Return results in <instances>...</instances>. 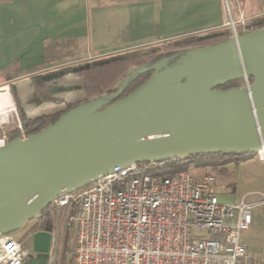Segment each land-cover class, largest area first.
<instances>
[{"label": "water", "instance_id": "water-1", "mask_svg": "<svg viewBox=\"0 0 264 264\" xmlns=\"http://www.w3.org/2000/svg\"><path fill=\"white\" fill-rule=\"evenodd\" d=\"M123 97L82 101L0 147V235L116 165L264 147V27L192 49ZM252 81L220 88L237 78ZM29 264H34L31 259Z\"/></svg>", "mask_w": 264, "mask_h": 264}, {"label": "built area", "instance_id": "built-area-1", "mask_svg": "<svg viewBox=\"0 0 264 264\" xmlns=\"http://www.w3.org/2000/svg\"><path fill=\"white\" fill-rule=\"evenodd\" d=\"M222 3L229 14L228 38L254 30L241 9L234 19L231 0ZM250 83L243 78L242 85ZM8 125L17 136L27 135L16 108L0 102V147L10 139ZM256 152L264 161L261 149ZM184 157L116 165L54 197L50 212L64 213L66 228L75 231L72 264H260L243 233L255 207H262L264 221V197L223 201L214 174L164 171ZM25 257L22 242L10 233L0 235V264H24Z\"/></svg>", "mask_w": 264, "mask_h": 264}, {"label": "crops", "instance_id": "crops-1", "mask_svg": "<svg viewBox=\"0 0 264 264\" xmlns=\"http://www.w3.org/2000/svg\"><path fill=\"white\" fill-rule=\"evenodd\" d=\"M231 3L236 13L241 9L249 18L264 14V0H231ZM222 25L220 0H0L1 105L15 107L9 87L12 82L51 69L81 66L94 55L140 48L188 35L186 32L195 28L211 30ZM64 89L70 102L83 101L86 97L80 83L66 85ZM52 105L44 102L26 113L40 112ZM7 128L11 130L12 125ZM263 164L262 160L249 158L238 165L228 163L216 169L228 176L253 173ZM230 166L236 169L231 170ZM263 192L264 189L260 190L254 199L243 194L230 202L259 200L264 197ZM219 196L223 200L221 190ZM40 232L23 241L25 264H29V259L34 264H55L52 252L29 251L25 246ZM243 240L249 252L264 264L262 207L253 209Z\"/></svg>", "mask_w": 264, "mask_h": 264}, {"label": "trees", "instance_id": "trees-1", "mask_svg": "<svg viewBox=\"0 0 264 264\" xmlns=\"http://www.w3.org/2000/svg\"><path fill=\"white\" fill-rule=\"evenodd\" d=\"M249 23L254 30L263 28L264 14L251 18ZM228 35L229 27L205 35L188 34L140 48L115 52L81 66L51 69L12 82L9 85L10 92L22 127L27 134L40 131L52 124L62 113L82 102H70L64 93L55 97L52 92V84L66 86L74 82L80 83L86 95L83 101L98 97H112L130 71L137 68L146 69L130 76L120 87L117 96L111 100L114 101L144 82L155 71V65L158 64V70L172 66L186 56L190 50L222 42L228 38ZM248 79L250 82L252 81L251 76H248ZM242 81L243 78H237L220 88L238 87L241 86ZM44 102H52L53 105L40 112L26 113L27 109ZM17 134L18 131L15 129L8 131L9 138H13ZM255 154V151L228 150L190 153L184 159L171 162L164 171L223 168L228 163L238 165L246 159L253 158ZM25 223L27 226L18 238L22 245L23 241L36 231H53L55 229V221L49 210V205L43 207L38 213L30 215ZM19 228L20 226L13 229L10 234L17 232Z\"/></svg>", "mask_w": 264, "mask_h": 264}, {"label": "rangeland", "instance_id": "rangeland-1", "mask_svg": "<svg viewBox=\"0 0 264 264\" xmlns=\"http://www.w3.org/2000/svg\"><path fill=\"white\" fill-rule=\"evenodd\" d=\"M221 1V10L223 13V25L220 26L217 29H202L201 28H195L191 31L186 32L187 34H197V35H205L209 33H215L222 31L224 28H228L227 21L229 19L228 10L226 7H224L222 0ZM229 8L231 11V14L234 16V19L237 17V13L235 12V8L233 3H229ZM185 34V33H183ZM167 39L169 37H166ZM155 42V41H154ZM157 42V41H156ZM106 56L104 55H94L91 58L87 60L89 63L92 60H95L99 57ZM58 65V64H55ZM78 83V82H74ZM73 84V83H71ZM243 84V81L241 85ZM52 92L55 97H58L61 93L65 92L64 86L57 84H52ZM255 161H259V157L257 155V152L255 156L252 158ZM263 161V160H262ZM231 170L236 169L235 167L230 166ZM191 172H193L195 175H201L203 173H212L215 175L217 174V180L220 182V190L222 192V198L226 201H230V199H233L235 197L241 196L243 194H249V199H254L257 197L258 192L262 189H264V164L258 166L257 170L253 173H242L238 172V174H232L225 176L220 172L219 169H212V168H205L202 170L197 169H190ZM226 177V178H225ZM264 194V192H263ZM64 214V213H63ZM61 213H55L53 215L54 221H55V229L53 231H42L38 235L33 236V239L28 240L27 243H25V246L27 245L29 251L37 250V251H49L52 252L53 262L55 264H72V258L70 256L71 251L73 250L74 244H75V231L72 229V227L66 228L65 222H64V215ZM26 223L24 222L17 232L11 233L12 236L16 239L19 238V235L23 232V230L26 227ZM195 234H202L203 230L201 229H195ZM26 240V239H25ZM260 264H262V260L260 261Z\"/></svg>", "mask_w": 264, "mask_h": 264}, {"label": "bare ground", "instance_id": "bare-ground-1", "mask_svg": "<svg viewBox=\"0 0 264 264\" xmlns=\"http://www.w3.org/2000/svg\"><path fill=\"white\" fill-rule=\"evenodd\" d=\"M1 90H5V89H1ZM261 151L264 154V147L261 148Z\"/></svg>", "mask_w": 264, "mask_h": 264}, {"label": "flooded vegetation", "instance_id": "flooded-vegetation-1", "mask_svg": "<svg viewBox=\"0 0 264 264\" xmlns=\"http://www.w3.org/2000/svg\"><path fill=\"white\" fill-rule=\"evenodd\" d=\"M28 259V258H27ZM25 264V263H24Z\"/></svg>", "mask_w": 264, "mask_h": 264}]
</instances>
